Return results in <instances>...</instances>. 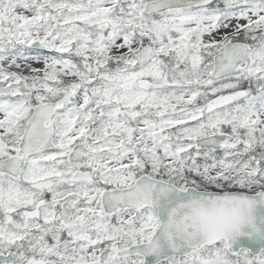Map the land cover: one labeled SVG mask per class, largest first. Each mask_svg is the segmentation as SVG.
Here are the masks:
<instances>
[{
  "label": "snow or ice",
  "instance_id": "6c2138e0",
  "mask_svg": "<svg viewBox=\"0 0 264 264\" xmlns=\"http://www.w3.org/2000/svg\"><path fill=\"white\" fill-rule=\"evenodd\" d=\"M0 264H264V0H0Z\"/></svg>",
  "mask_w": 264,
  "mask_h": 264
}]
</instances>
